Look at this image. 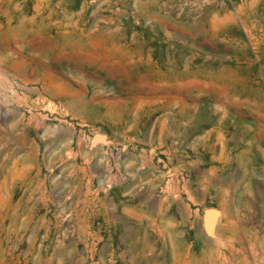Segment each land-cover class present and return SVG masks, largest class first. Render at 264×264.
Instances as JSON below:
<instances>
[{
    "label": "rangeland",
    "instance_id": "1",
    "mask_svg": "<svg viewBox=\"0 0 264 264\" xmlns=\"http://www.w3.org/2000/svg\"><path fill=\"white\" fill-rule=\"evenodd\" d=\"M0 264H264V0H0Z\"/></svg>",
    "mask_w": 264,
    "mask_h": 264
},
{
    "label": "water",
    "instance_id": "2",
    "mask_svg": "<svg viewBox=\"0 0 264 264\" xmlns=\"http://www.w3.org/2000/svg\"><path fill=\"white\" fill-rule=\"evenodd\" d=\"M99 139H100V136H97V140ZM218 217H219V211L213 207L204 209L202 211V225H203L204 231L208 235L212 234L213 227Z\"/></svg>",
    "mask_w": 264,
    "mask_h": 264
},
{
    "label": "bare ground",
    "instance_id": "3",
    "mask_svg": "<svg viewBox=\"0 0 264 264\" xmlns=\"http://www.w3.org/2000/svg\"><path fill=\"white\" fill-rule=\"evenodd\" d=\"M61 70V69H60ZM86 71V70H85ZM57 73V72H56ZM23 82V81H22ZM28 82V81H27ZM26 83V82H25ZM35 88L26 87L28 89L34 90L36 94L39 95H46V96H55L56 94L52 91H48L44 85L38 84L35 82V85H33ZM61 93V92H60ZM74 93V92H73ZM72 93V94H73ZM45 97V96H44ZM97 140V137L94 138L93 141Z\"/></svg>",
    "mask_w": 264,
    "mask_h": 264
}]
</instances>
